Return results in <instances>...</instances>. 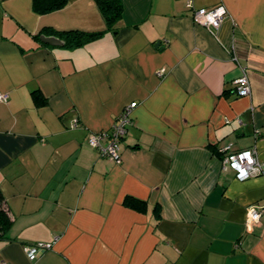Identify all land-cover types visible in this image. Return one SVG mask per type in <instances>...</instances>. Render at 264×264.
I'll use <instances>...</instances> for the list:
<instances>
[{
    "label": "crops",
    "instance_id": "0c3cea01",
    "mask_svg": "<svg viewBox=\"0 0 264 264\" xmlns=\"http://www.w3.org/2000/svg\"><path fill=\"white\" fill-rule=\"evenodd\" d=\"M119 1L112 29L66 47L52 29H105L94 0L44 13L0 0V264H264V0ZM215 5L227 15L213 35L192 11ZM44 28L62 44L36 40ZM132 101L116 163L87 137ZM227 145L253 147L261 172L221 170ZM35 243L49 247L31 260Z\"/></svg>",
    "mask_w": 264,
    "mask_h": 264
},
{
    "label": "built area",
    "instance_id": "2783aa9c",
    "mask_svg": "<svg viewBox=\"0 0 264 264\" xmlns=\"http://www.w3.org/2000/svg\"><path fill=\"white\" fill-rule=\"evenodd\" d=\"M186 6L191 8V0H187ZM226 10L222 5H215L210 8L194 9L192 11L193 21L206 28L211 34L219 27L221 21L226 17ZM163 73V69L157 71L158 75ZM233 91L237 96H246L250 94V83L246 71L234 79ZM0 101L6 102L7 95L0 93ZM137 103L135 101L125 105L117 115L115 122L108 130H102L95 133H90L87 137V143L98 150L100 156L109 157L116 163L121 160L119 146L122 138L126 133L127 126L131 123V111ZM75 124V123H74ZM220 158L221 170L228 168L234 171L235 178L239 181L246 180L250 177L258 175L261 172V162L258 160L256 151L253 147L232 150L230 145L224 147ZM261 214V207L252 205L247 210L246 223L257 222ZM49 247L47 243H35L24 247L27 257L31 260L39 253Z\"/></svg>",
    "mask_w": 264,
    "mask_h": 264
},
{
    "label": "trees",
    "instance_id": "16d2710c",
    "mask_svg": "<svg viewBox=\"0 0 264 264\" xmlns=\"http://www.w3.org/2000/svg\"><path fill=\"white\" fill-rule=\"evenodd\" d=\"M103 20L105 22V29L100 31H82L78 29L55 31L51 29H42L34 35L36 40L42 31L51 30L55 36H59L66 47H78L93 39L99 38L107 30L112 29V25L120 18L122 13V4L119 0H94ZM33 8L38 13H44L60 9L66 3V0H32ZM34 104L36 106L45 103V97L37 90L33 91ZM102 131V130H101ZM99 132V131H98ZM98 151V150H97ZM99 153V152H98ZM100 155V154H99ZM125 202L130 203L134 208H140L143 204L140 200L126 197ZM11 226V218L4 203L3 195L0 191V240H8V230Z\"/></svg>",
    "mask_w": 264,
    "mask_h": 264
},
{
    "label": "water",
    "instance_id": "95a60500",
    "mask_svg": "<svg viewBox=\"0 0 264 264\" xmlns=\"http://www.w3.org/2000/svg\"><path fill=\"white\" fill-rule=\"evenodd\" d=\"M39 40L42 43H45V44H48V45H53V46L62 44V41L60 39H58L57 37L52 36V35H44V34H41L39 36ZM158 44L159 43L156 42L155 43V46H157Z\"/></svg>",
    "mask_w": 264,
    "mask_h": 264
}]
</instances>
